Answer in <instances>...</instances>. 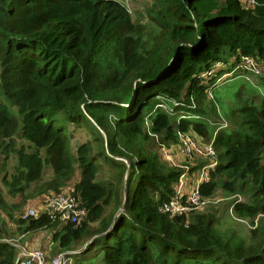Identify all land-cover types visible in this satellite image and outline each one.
I'll return each mask as SVG.
<instances>
[{
	"label": "trees",
	"instance_id": "trees-1",
	"mask_svg": "<svg viewBox=\"0 0 264 264\" xmlns=\"http://www.w3.org/2000/svg\"><path fill=\"white\" fill-rule=\"evenodd\" d=\"M253 1L151 0L135 19L131 0H0V139L18 158L7 194L24 195L48 166L47 192L80 172L73 190L88 210L76 224L29 217L27 230L55 228L75 264H264V95L227 115L214 103L224 71H241L246 56L264 63V0ZM224 121L201 194L234 197L247 240L214 212H162L185 169L147 147L180 133L210 142ZM70 129L89 137L74 143ZM18 134L27 145L15 146ZM195 161L200 170L210 159ZM106 166L115 176L100 180ZM4 236L0 226V264H16Z\"/></svg>",
	"mask_w": 264,
	"mask_h": 264
},
{
	"label": "rangeland",
	"instance_id": "rangeland-1",
	"mask_svg": "<svg viewBox=\"0 0 264 264\" xmlns=\"http://www.w3.org/2000/svg\"><path fill=\"white\" fill-rule=\"evenodd\" d=\"M151 3V0H131L129 5L130 10L135 13L134 18L136 19L138 14L143 15L144 13L145 15V8ZM244 3L251 6L253 5V0H244ZM241 61L242 62L239 65L241 71H234L233 69L231 71H224V73L220 75L219 79L216 81L217 87L214 90V103L226 115L231 114L232 110L243 108L245 102L250 97L254 96L259 99L264 95V66H258L254 62L255 66L260 70V74H255V71L251 67V63L247 62L246 57H242ZM225 122L226 121L223 123L224 125H226ZM70 131L72 130L70 129ZM72 132H74V143L86 141L89 137L87 130L84 129ZM13 140L16 141L15 146L17 147L23 144L27 145L28 143L25 140H22L19 137V134L14 136ZM10 143V139H0V189L6 194L7 204L4 207H0V226L4 231L5 241L16 244L17 247L26 246L29 249L33 248L27 245L28 243L31 244L27 237L30 236V234H33V238H37L40 248L46 252L47 258L45 264H49L50 261L60 253V249H58L57 242L54 239L56 231L55 228L29 230V232L26 231L28 222H21V220L24 219L29 209L37 211V216L44 214V205L48 196L52 193H68L69 191H72L75 183L79 181L81 175L80 172H78L75 177L71 179L69 185L67 187H63L60 192L51 190H48L47 192L44 190V186L53 178L54 175L53 171L48 166L44 169L45 172L41 181L32 183L24 195L12 197L7 194L9 191L3 183L5 176L11 177V175L15 173V167L18 162V158L13 152H11L14 145L7 147ZM147 147L157 150L164 162L166 160L169 161V159L165 157L163 149L161 150L153 139L148 141ZM179 147V143H171L170 146L168 145V148L172 150L173 156L175 157L176 163L172 165L181 166L182 168L186 164L191 166L192 170L190 179L195 181L198 178V170H196L197 168L195 166L199 162L185 161L180 153ZM8 153H10L11 156L7 159ZM101 162L102 159L99 160V163ZM114 176L115 170L109 169V167L106 166L105 170L102 169L98 177L100 180H107L114 178ZM208 199L210 202H208L205 208L201 209L199 213L214 212L217 217H220V219L218 218V226H220L222 231L227 232L233 229L236 231L237 236L241 239L247 240L251 226L249 225L248 220L243 222L233 215V209H231L230 205L235 198H225L223 193L220 191L217 196L212 197V199L208 197ZM191 216L192 213L188 217L190 218ZM60 225H57V227H60ZM101 259L102 258L93 260V263L102 264ZM34 264H38L37 261L34 262Z\"/></svg>",
	"mask_w": 264,
	"mask_h": 264
},
{
	"label": "built area",
	"instance_id": "built-area-1",
	"mask_svg": "<svg viewBox=\"0 0 264 264\" xmlns=\"http://www.w3.org/2000/svg\"><path fill=\"white\" fill-rule=\"evenodd\" d=\"M246 60L251 63V67L255 71L254 73L260 74V70L254 64L255 61L247 56ZM179 144L180 148H182V156L187 162H194L195 159L199 157H208L210 159L202 169L198 170V178L193 181L190 186L188 185V179L192 167L187 164L183 166L185 171L181 175L180 181L176 186V194L160 207L162 208V212L166 214L170 213L172 216H187L192 212L201 211V209H204L206 204L210 202L209 199H205L201 194L200 186L209 180L210 170L215 168L217 164V152L213 145V141L203 143L202 139H197L190 133H180ZM160 148L161 150L163 149L165 157L172 160L170 148L166 147V145H161ZM44 210L46 211L45 213L50 215L53 219L60 218L64 222H72L75 224L88 216V210L82 206V199L78 194L74 193V190L68 193H52L45 202ZM35 216H37V211L29 209L24 219ZM14 245L17 247L16 244ZM17 248L20 251L16 264H34L36 261L38 264H45L47 256L46 252L41 248L29 249L26 246H19ZM73 253L75 252L58 254L49 264H75L72 258Z\"/></svg>",
	"mask_w": 264,
	"mask_h": 264
},
{
	"label": "crops",
	"instance_id": "crops-1",
	"mask_svg": "<svg viewBox=\"0 0 264 264\" xmlns=\"http://www.w3.org/2000/svg\"><path fill=\"white\" fill-rule=\"evenodd\" d=\"M256 74V73H255ZM212 96V95H211ZM227 126V125H224V124H222V123H218L215 127V131H214V135H213V137H212V140L211 141H214V137H215V135H216V133L218 132V129L220 128V126ZM180 148V147H179ZM181 150H182V148H180V153H181ZM170 152H171V154H172V160H169V161H167L168 163H171V164H175L176 162H175V157L173 156V152H172V150L170 149ZM181 155H182V153H181ZM183 157V156H182ZM184 159V158H183ZM177 164H179V163H177ZM192 181L193 180H191L190 179V176H189V179H188V185L190 186L191 185V183H192ZM3 191V190H2ZM46 212V211H45ZM44 212V213H45ZM38 216H40V215H38ZM26 231H29V230H27L26 229ZM30 232V231H29ZM29 232H27V233H29ZM27 239H29L30 240V242H31V244H27L25 241H23L24 243H26L27 245H29V247L31 246V247H33V248H40V245H39V243H38V241H37V238H33V234L31 235L30 234V236H28L27 237ZM17 250H18V248H17ZM19 251L20 250H18V254H17V258H18V255H19Z\"/></svg>",
	"mask_w": 264,
	"mask_h": 264
},
{
	"label": "bare ground",
	"instance_id": "bare-ground-1",
	"mask_svg": "<svg viewBox=\"0 0 264 264\" xmlns=\"http://www.w3.org/2000/svg\"><path fill=\"white\" fill-rule=\"evenodd\" d=\"M75 262V261H74Z\"/></svg>",
	"mask_w": 264,
	"mask_h": 264
}]
</instances>
